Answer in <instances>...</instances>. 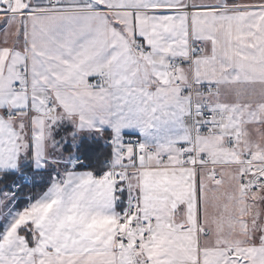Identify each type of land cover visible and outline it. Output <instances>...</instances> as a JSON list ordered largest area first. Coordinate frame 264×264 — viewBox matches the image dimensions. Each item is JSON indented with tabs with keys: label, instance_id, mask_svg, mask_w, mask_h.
I'll use <instances>...</instances> for the list:
<instances>
[{
	"label": "snow or ice",
	"instance_id": "obj_1",
	"mask_svg": "<svg viewBox=\"0 0 264 264\" xmlns=\"http://www.w3.org/2000/svg\"><path fill=\"white\" fill-rule=\"evenodd\" d=\"M0 264H264V0H0Z\"/></svg>",
	"mask_w": 264,
	"mask_h": 264
}]
</instances>
